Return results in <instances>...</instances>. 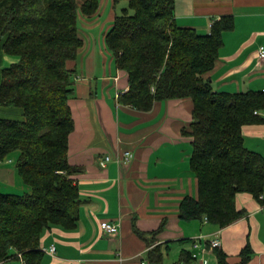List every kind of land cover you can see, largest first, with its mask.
Wrapping results in <instances>:
<instances>
[{
	"label": "trees",
	"instance_id": "1",
	"mask_svg": "<svg viewBox=\"0 0 264 264\" xmlns=\"http://www.w3.org/2000/svg\"><path fill=\"white\" fill-rule=\"evenodd\" d=\"M112 1L128 5L104 38L128 76L120 103L148 111L156 101L193 102L192 121L182 133L192 140L197 194L181 200L180 218L206 219L220 228L233 224L246 213L236 206L237 194L260 200L264 190V158L244 146L242 135L245 126L260 121L255 112L264 107V92L216 93L204 78L214 67L223 34L234 27L233 18L214 21L209 34L201 36L176 25L174 0ZM98 10L99 0H0V49L18 59L0 71V106L18 109L23 117L0 118V161L18 151L17 170L30 188L23 195L0 193V264L18 254L21 264H41L42 232L51 226L74 229L78 222L79 189L70 177L79 169L67 156L74 127L68 106L73 72L67 63L82 46L79 17L92 18ZM207 249L218 264H227L225 253L209 244ZM250 257L247 245L237 264H247ZM194 259L183 253L172 264ZM146 262L164 264L160 245L148 250Z\"/></svg>",
	"mask_w": 264,
	"mask_h": 264
},
{
	"label": "crops",
	"instance_id": "2",
	"mask_svg": "<svg viewBox=\"0 0 264 264\" xmlns=\"http://www.w3.org/2000/svg\"><path fill=\"white\" fill-rule=\"evenodd\" d=\"M101 2L94 17H79L82 46L67 63L73 72L68 106L74 126L67 156L69 165L79 169L70 177L79 189L78 222L74 229L51 226L42 232L41 250L53 245L56 251L43 253L41 264H147L146 254L155 245L161 246L164 264L178 261L183 253L196 255L190 264H218L213 250L207 249L214 238L221 240L215 249L225 253L227 264H237L247 245V264H264V190L260 200L237 194L236 206L245 216L225 228L180 218L181 200L197 194L190 168L192 140L182 133L192 121L193 102L156 101L148 111L120 103L119 96L128 91V76L104 40L115 15L111 11L104 20L111 22L109 27L95 26L103 14ZM173 13L178 27L201 36L209 34L214 21L231 16L234 27L223 34L214 67L204 78L216 93L263 92L264 61L258 48L264 46V0H174ZM0 62L9 66L17 58L0 49ZM255 114L260 121L243 128V144L264 158V107ZM0 118L23 117L18 109L0 106ZM127 151L133 154L130 162H115ZM105 156L113 160L102 168L99 161ZM18 158L14 151L0 161L1 194L27 190L17 170ZM104 221L119 225L117 236L100 229Z\"/></svg>",
	"mask_w": 264,
	"mask_h": 264
},
{
	"label": "built area",
	"instance_id": "3",
	"mask_svg": "<svg viewBox=\"0 0 264 264\" xmlns=\"http://www.w3.org/2000/svg\"><path fill=\"white\" fill-rule=\"evenodd\" d=\"M258 57L264 61V46H260L258 48ZM263 92H264V90H263ZM132 158H133V154L131 152L127 151V152H123L121 154V156H117L115 158V162L127 164L128 162H130L132 160ZM111 160H113V159L110 156H105L103 158V160L99 161L100 167L104 168L106 166V164ZM261 198L262 197L260 195V199ZM204 222H207V220L204 219ZM100 229L103 232H105L107 235L112 236V237L117 236V234L119 233V225L116 223H110L108 221L101 222L100 223ZM208 244L211 246V248H219L221 246V240L219 238H214V239L208 241ZM197 246H198L197 244H193V247H197ZM41 251L43 253H46L49 255H54L56 248L53 245H51L48 248L42 249ZM17 257L20 259V261L22 263L23 261H22L21 255L18 254ZM192 257L196 258V255L192 254ZM141 264H146V263H145V261H142Z\"/></svg>",
	"mask_w": 264,
	"mask_h": 264
},
{
	"label": "rangeland",
	"instance_id": "4",
	"mask_svg": "<svg viewBox=\"0 0 264 264\" xmlns=\"http://www.w3.org/2000/svg\"><path fill=\"white\" fill-rule=\"evenodd\" d=\"M104 1L105 0H102V2H101V5H103L102 8L104 9L103 10V14H102L101 18L99 19V21L97 23H95V26H102V25H104V29H105L106 26L109 27V25L111 24L110 21L109 22L108 21H104L106 19V17H108L110 15L111 11H112V14L113 15H121L122 14V9L128 8V5H127V3L125 1H121V2L117 3L116 5H114L112 0H108L107 1V4L104 7V4H105ZM129 13L132 14L133 11L132 10H129ZM80 17H82V16H80ZM81 25H82V21L81 20H78V27L81 28ZM97 30H99V29H97ZM103 32H104V30H103ZM7 66H8V64H6L4 62L3 63L0 62V69L1 68H4V67H7ZM26 188H27V190L25 192H17V193L18 194H22V195L24 193H29L30 192V188L29 187H26ZM12 260H15V259H12ZM12 260H10L9 262H12L13 264H18V260H16V261H12ZM165 264H168V261L167 260H165Z\"/></svg>",
	"mask_w": 264,
	"mask_h": 264
}]
</instances>
